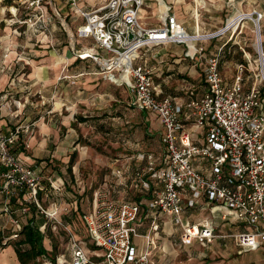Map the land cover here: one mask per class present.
I'll return each mask as SVG.
<instances>
[{
    "label": "built area",
    "instance_id": "2783aa9c",
    "mask_svg": "<svg viewBox=\"0 0 264 264\" xmlns=\"http://www.w3.org/2000/svg\"><path fill=\"white\" fill-rule=\"evenodd\" d=\"M15 1L32 11L24 16V23L34 21L37 26L40 22L43 28L45 20L40 18L48 9L57 17L68 16L69 22L78 21L75 37L90 39L92 45L75 53L76 58L90 59L109 81L126 86L130 106L154 115L163 135L159 154L114 158L110 166L116 185L126 187L129 194L147 196L115 198L113 182L105 180L92 193V208L81 216L85 236L80 240L71 224L63 221L70 216L71 205L57 202L64 194V183L25 165L16 155L22 126L0 129V212L8 215L13 226L2 244L19 238L33 208L52 223L53 231L61 227L66 232L70 247L66 264H160L157 257L163 252L165 218L179 229L182 246L208 248L216 240L230 239L238 254L261 251L264 261V47L262 40L255 39L254 62L237 64L232 82L226 83L219 70L221 49L213 52L205 46L225 35L232 40L247 22L253 24L255 36L261 35L262 13L242 11L235 24L228 18L224 26L201 32L189 31L166 0H103L92 5L87 0ZM153 2L156 24L143 14ZM195 5L203 8L205 4ZM167 45H182L189 61L204 58L206 87L201 93L191 85L176 95L164 93L147 51ZM65 78L69 77H60ZM133 162L139 163L134 169ZM201 202L200 208L232 230L218 234L212 220L190 223L185 211ZM143 220H148V226L141 235L138 228ZM136 238L142 240L141 246ZM37 260L39 264L65 262L63 256L56 261Z\"/></svg>",
    "mask_w": 264,
    "mask_h": 264
},
{
    "label": "crops",
    "instance_id": "0c3cea01",
    "mask_svg": "<svg viewBox=\"0 0 264 264\" xmlns=\"http://www.w3.org/2000/svg\"><path fill=\"white\" fill-rule=\"evenodd\" d=\"M188 1L175 0V2L171 1L170 3L173 6V11L178 20L184 22L185 27L193 26L194 29L201 32H210L213 31L211 28H220V24H224L226 19L230 18L238 11L257 10L263 15L260 27H262V22L264 21V0H203L205 4L203 8L195 5L197 2L196 0ZM227 11L232 12L229 17L225 14ZM222 16L225 17V20L222 19ZM247 23L243 25L241 33L233 36L231 41L236 43L240 50L242 61L237 64L246 63L248 60L253 63L255 60L254 52L251 53V51L244 49L246 48L245 39L242 41L243 46L245 47L241 46L239 42H236L237 38L243 34V30ZM261 30L264 33V25ZM70 36V39L73 38L74 40H72V43H69V46H65L67 47V50L65 49L63 52L65 58L55 57L54 64H52V67L57 68L59 65L65 66L66 63L64 62H68L66 65L67 67L65 66V68H67L66 71H60L59 69L57 71H43L44 67H37L34 68V71L20 74L18 78V82L19 80H22L23 82L18 85L19 91L22 92V95L20 96L22 98L18 100L21 105L24 104V100L21 99H25V102L27 103L31 96L35 97L37 95L38 99L36 98L32 100L36 101L34 105L35 108H39L34 116L31 117L30 114H27L26 116L24 115L25 117H20L19 115L18 117L17 115H14L13 112H10V115H8L12 119L17 117L18 122L23 119L21 121L23 132L20 134L17 145L14 148L15 153L20 160L25 165L38 169L47 176L52 175L59 178L60 182L64 183L66 186H68L69 183L66 180L64 173L67 171L69 172V159L73 152L78 151V148L80 147L79 135L76 131L77 126L74 122L77 120L75 114H77L78 111L82 112L84 110L81 108L85 107L87 109L92 106V109L104 110L102 113H106V107H113L114 111H119L120 115L118 116V119H120L123 114L128 115L130 111L140 113L139 122H134L132 125L130 120H126L123 123L121 122L124 127H122V125H113L112 132L106 134L110 135V139L113 140V142H111L112 146H115L120 142L123 150H126L127 152L116 155L114 158L133 157L140 153H158L148 149V144L145 142L146 140H143L144 135L138 134L137 130H135V128H140L137 127V124L142 125L141 128L144 130L147 139L149 136L154 135V137L158 136L160 140L163 135V128L154 115L134 109L130 106V101L128 103L124 102L126 107L124 106L123 108V105H120L123 104V101L113 98L111 90L123 88L125 92H127V98L131 99V93L126 86L109 81L107 79V73L100 71L98 66L92 63L90 59L80 60L76 58L77 54L75 53H80L83 52L85 48H90L92 41L90 39H77L75 34L72 33ZM256 38L257 40H262L261 35L259 36L256 34ZM213 41L214 40L208 42L205 46L209 51L213 52H217L221 49L219 55L220 70L221 59L225 53L230 54V48H228L229 46L226 47L227 43L214 48ZM168 47H175V50L169 52ZM154 51L158 53L155 54L156 52H152L147 59L149 60V64L153 67L156 81L161 83L165 94H179L184 88L190 85L195 87L197 93H201L205 89L206 84L203 79L204 58H200L196 61H189L183 56L184 47L182 45H167ZM237 64H235V71ZM234 73L231 75V78L222 76L224 82L231 83ZM61 76H67L69 78L60 79ZM106 84H111L113 87L107 88L105 86ZM2 97H4V95L0 93V100ZM111 102L113 103L111 104ZM123 110L125 112H123ZM8 116L3 115V109L0 110V129L2 131L14 129ZM83 117L92 118L90 115ZM97 117H99V115H97ZM90 121L87 122L95 124L94 120ZM27 127H32L34 132L33 136L29 137L26 135L28 131L25 129ZM133 127L134 129L131 130ZM85 153L86 152L84 151L79 153V161L77 164H75V161L70 166V169H78L80 162L85 158ZM113 159L107 163V174L98 187L106 180L110 183L113 182L111 185L115 190L113 193L115 198L139 200L147 196L145 193L139 192L129 194L130 191H128L126 187L116 185V179H112L110 173V166L113 163ZM133 164L136 165L133 166ZM138 164V162H133L132 168L134 169ZM73 178L75 181L77 180L75 175ZM98 187H96V189ZM90 196L92 198V194H90ZM73 203L74 202L70 204ZM202 204L203 203L201 202L197 207L185 211L184 216L190 223H203L207 220H212L216 233L225 234L232 230V227L223 224L216 215L209 213L208 209L200 208ZM4 215L5 214L0 212V218L7 216L9 219L8 215ZM147 226L148 220H143L138 228L139 234H144L147 231ZM161 230V246L163 252L158 253L157 258L159 259L160 264H169L167 258L173 256L176 258L175 252L177 251L174 249L175 243L168 239H170V236L176 235V233H178L179 236L180 231L178 228H174L166 218L163 220ZM217 241L218 240L215 242ZM135 243L138 246L143 244L140 238H136ZM196 245L197 244L183 247L189 248ZM3 251H5V254L1 255L2 258L0 259V264H19L13 246L8 245L3 248ZM258 252H260L263 260L262 252Z\"/></svg>",
    "mask_w": 264,
    "mask_h": 264
},
{
    "label": "rangeland",
    "instance_id": "374dc122",
    "mask_svg": "<svg viewBox=\"0 0 264 264\" xmlns=\"http://www.w3.org/2000/svg\"><path fill=\"white\" fill-rule=\"evenodd\" d=\"M102 1L103 0H87L91 5ZM166 1L175 2V0ZM150 7L151 8L145 9L143 14L148 16L153 24H156V3H151ZM30 14H32V11L27 10L25 4H21L18 1L7 3L6 0H0V93L4 95L0 100V106L3 107L4 116H8L10 115V112H13L14 115H19L20 117L24 115L26 116L27 114H30L32 117L39 109L34 106L36 101H32L37 98V95L35 97L31 96L27 103L25 102V99H21L24 100L23 105L18 102V100L22 98L20 97L22 92L19 91L18 86L20 83H23L22 80H19L18 82L20 74L34 71V68L37 67H44L43 71H57L58 69L60 71L67 70L65 66L68 62H64L66 63L65 66L59 65L57 68L52 67V64H54L55 57H64L63 52L67 48L65 46H69V43H72V40H74L73 38L70 39V34H74L78 21L71 20L69 22L68 16L66 18L63 16L57 17L54 15V12H51L50 9H48L44 18H40V20H45V23L43 22L44 27L41 28L39 25L40 22L35 26L33 24L34 21L31 23H24L22 21L24 16L28 17ZM225 14L229 17L232 12L227 11ZM238 16L239 11L235 12L230 17L229 22L234 20L232 23L235 24ZM222 19L225 20V17L222 16ZM263 25L264 21L262 22V27ZM222 26H224V24H220L219 27ZM245 26L243 34L237 38L236 42H239L240 45L243 46L242 41L245 39L246 48L244 49L253 53L255 49V30L251 22H248ZM187 29L192 31L194 28L193 26H190L187 27ZM211 30L214 31L216 29L211 28ZM263 34L264 33L261 30L262 44L264 47ZM228 39L229 35L215 39L213 41V47L217 48L224 43H227L226 47L229 46L230 54L225 53L223 55L220 72L222 76L231 78V75L235 72V64L241 62L242 59L240 57L238 45L231 42L232 40H229L230 42H228ZM173 50H175V47H168L169 52H172ZM152 52L155 51H147V55ZM105 86L107 88L113 87L111 84H106ZM111 95L114 99L117 98L123 101V104H120L123 105V108L125 106L124 102L128 103L131 100L130 98H127V92H125L123 88L111 90ZM17 102L19 104H17ZM112 103L113 102H111V104ZM91 107L92 106L87 109L83 107L81 108L84 109L82 112L78 111L77 114H75L77 120L74 123L77 126L76 131L79 135L80 147L78 148V151H74L71 156L73 158V163L76 161L75 164L79 161L78 158L80 152H86L85 158L80 162L78 169H70L69 172L67 171L64 173L69 185H65V188L63 189L64 194L60 196L57 201L61 206L67 204L71 205L73 211L76 210V208L74 210V207H77V211L73 212L74 216L69 220L71 221L70 224L72 230L80 240L84 239L85 228L79 215L90 211L92 208V198L90 194H92L96 187H98L107 174V163L116 155L127 153L126 150H123V147H121L120 142H118L117 145L112 146L111 142H113V140L110 139V135L106 134L112 132L113 125H122V127H124L121 122L123 123L126 120H130L132 125L134 122L140 121L139 112L130 111L128 115L123 114V116L118 119V116L120 115L119 111H114L113 107H106V113H102L104 110L92 109ZM123 112L125 111L123 110ZM89 115L92 116V118L83 117ZM97 115H99V117H97ZM8 118L11 120L13 128L22 126L21 121L23 119L18 122L17 117L12 119L8 116ZM90 120H94L95 124L90 123ZM137 127L140 128H135V130H137L138 134L144 135L143 140H146L145 142L148 144V149L156 153L158 152L157 154H159L162 147V139L159 140L158 136L154 137V135L149 136L147 139L144 130L141 128L142 125L137 124ZM133 129L134 127L131 130ZM25 130L28 131L26 133L27 136L30 137L34 135L32 127ZM43 175L46 176L44 173ZM74 175L75 178H77L76 181L73 178ZM75 201L77 202L76 206L75 204H70ZM46 204L47 203H45V205ZM33 221L34 225L43 233L42 244L48 252V257L53 258L54 261H56L60 256H63L65 261L64 264H66L70 257V247L66 232L62 230L61 227H57V229L53 231L52 223L46 221V219L39 214L36 217H33ZM12 229L13 226L7 216L0 218L1 243L9 238L12 234ZM168 240L175 243L174 249L177 251L175 252L176 258L175 256L167 258L169 264H264L262 256L258 251L238 254L237 248L233 245V242L230 239L218 240L208 248L200 246L199 244H197L199 246L196 245L189 248L183 247L180 244L178 233L170 236V239ZM8 241V244L14 247V244L18 239ZM3 254H5V251H3V248L0 246V259ZM60 261H62V259H60ZM37 263L39 264L38 260H36V264Z\"/></svg>",
    "mask_w": 264,
    "mask_h": 264
},
{
    "label": "trees",
    "instance_id": "16d2710c",
    "mask_svg": "<svg viewBox=\"0 0 264 264\" xmlns=\"http://www.w3.org/2000/svg\"><path fill=\"white\" fill-rule=\"evenodd\" d=\"M6 1L7 3L8 2L11 3L13 0H6ZM72 163H73V158L71 156V159L69 161V171ZM75 208L76 210L75 209H74L75 211L71 210L70 216L64 217L63 221L71 223L69 219H72L71 217L74 216L73 212L77 211V207ZM83 214L84 213L80 214L79 216L81 217ZM30 215L31 217L28 218L26 223L22 225L21 231L18 233L19 235L18 241L14 244L13 247L19 264H36V260L39 258L42 257L49 258L48 252L46 251L45 247L42 244L43 233L34 225L33 217H36L38 214H36L34 209L32 208ZM1 241L2 240L0 239V246L2 248H5L6 246L9 245L8 244L9 241H7L5 244H2ZM50 259L54 260L53 258Z\"/></svg>",
    "mask_w": 264,
    "mask_h": 264
},
{
    "label": "bare ground",
    "instance_id": "6f19581e",
    "mask_svg": "<svg viewBox=\"0 0 264 264\" xmlns=\"http://www.w3.org/2000/svg\"><path fill=\"white\" fill-rule=\"evenodd\" d=\"M197 2H200V3H202L203 2V0H196ZM260 36V35H259ZM255 39H256V42H258V40H257V38H256V36H255Z\"/></svg>",
    "mask_w": 264,
    "mask_h": 264
}]
</instances>
